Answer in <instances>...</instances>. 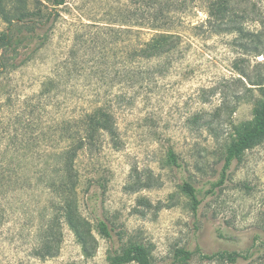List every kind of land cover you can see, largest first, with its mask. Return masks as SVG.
<instances>
[{"label":"rangeland","instance_id":"obj_1","mask_svg":"<svg viewBox=\"0 0 264 264\" xmlns=\"http://www.w3.org/2000/svg\"><path fill=\"white\" fill-rule=\"evenodd\" d=\"M166 1L174 2L169 31L182 39L164 58L132 55L157 32L148 22L153 0H65L29 59L26 48L0 47V264H106L133 242L148 248L154 264H264V139L221 182L235 130L253 121L263 99L234 65L264 69V0H243L256 18L246 25L260 36L247 53L234 45L235 32L203 24L209 0ZM6 28L0 17V34ZM102 104L114 112L121 143L103 135L97 149L77 158V206L97 238L87 256L56 189L59 174L66 180L59 168L70 145L61 126ZM186 181L196 188V210L182 189ZM98 219L112 238L99 232ZM178 248L192 251L190 259L179 261ZM223 251L236 260L203 257Z\"/></svg>","mask_w":264,"mask_h":264},{"label":"trees","instance_id":"obj_2","mask_svg":"<svg viewBox=\"0 0 264 264\" xmlns=\"http://www.w3.org/2000/svg\"><path fill=\"white\" fill-rule=\"evenodd\" d=\"M50 2L53 7L46 11L40 6L28 7L26 0H16L10 7H7L5 0H0V17L7 23L6 30L0 34V47L10 53H19L21 48H26L25 59H29L31 54L46 42L48 33L59 15L58 11H54L65 0H50ZM153 2L155 5L158 3V5L149 12L148 22L150 27L157 32L133 48L132 55L137 60L164 58L180 49L181 35L169 31L170 27L168 26L169 12L172 10L170 5L174 2L169 3L166 0H153ZM252 13H254L252 10L246 11L243 0H209L207 17L203 24H207L215 33L235 32L237 36L234 45L242 53H247L252 49L251 47H256L260 40V36L246 25L247 21L256 19L251 16ZM140 18L138 15V19ZM37 41H39L38 44ZM234 66L237 72L248 80L249 84L260 88L263 99L255 107L253 121L235 130V135L225 151L221 182L226 177V171L232 162L235 159H240L245 150L264 139V69L252 73L244 64L235 63ZM137 71L141 74L143 68L138 67ZM65 124L61 127L63 133H68L70 145L64 153L65 159L59 170H63L66 180L63 179V175L59 174L61 179L57 183L56 189L64 199L63 210L67 224L81 244L84 254L91 256L97 246V238L93 233L92 222L80 213L77 206L76 188L80 176L76 162L82 151L97 149L102 142L103 135H107L115 147H120V132L114 112L106 104L95 105L90 109L82 110L78 115L66 121ZM169 159L173 164H179L178 157L172 150L169 151ZM182 189L189 195L192 207L196 210L200 203L196 188L186 181L182 184ZM97 227L104 237H113V229L103 219L97 220ZM47 247L51 249L52 246L48 243ZM47 253V255H56L54 251ZM176 255L179 261L184 262L190 259L192 251L178 248ZM214 256L227 257L231 261H235L237 258L235 253L227 251L203 255L205 258ZM133 261L138 264H154L148 248L135 242L125 246L121 251H114L106 264H125Z\"/></svg>","mask_w":264,"mask_h":264}]
</instances>
